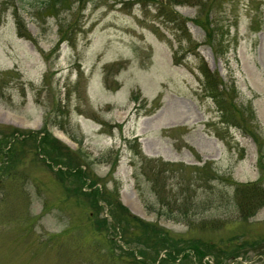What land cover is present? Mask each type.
Wrapping results in <instances>:
<instances>
[{
  "label": "rangeland",
  "instance_id": "374dc122",
  "mask_svg": "<svg viewBox=\"0 0 264 264\" xmlns=\"http://www.w3.org/2000/svg\"><path fill=\"white\" fill-rule=\"evenodd\" d=\"M34 8L0 0V264H264V205L243 215L233 196L264 172V0ZM203 65L244 128L222 122ZM158 197H186L187 217ZM117 203L213 250L126 246Z\"/></svg>",
  "mask_w": 264,
  "mask_h": 264
},
{
  "label": "trees",
  "instance_id": "16d2710c",
  "mask_svg": "<svg viewBox=\"0 0 264 264\" xmlns=\"http://www.w3.org/2000/svg\"><path fill=\"white\" fill-rule=\"evenodd\" d=\"M23 4L35 6L36 12L44 13V12H55L54 10L59 7L61 10H69L72 8V6H80L82 7L85 3V0H40V3L35 2H29L25 3V0H20ZM15 18L17 19V29L19 36L22 38H28V34L25 32L24 26H21V21L18 19V17L15 15ZM19 30H23V32H20ZM201 73L204 77V91L206 94L209 95L210 98L214 101L219 111L222 113L223 116V123H226L230 126L236 127V128H244L240 126V121L236 119L235 114L232 110V106L225 100L224 98V91L219 87L220 83L217 81L216 75L212 74L209 69L206 67V65L200 66ZM249 111L251 119L256 123V116L255 113L251 107V104H249V107H246ZM242 123V122H241ZM258 126V123L256 124ZM247 130V133H250L252 135H255L252 131ZM255 139V137H254ZM258 142V139H256ZM261 144L258 142V147H260L259 151V160H258V170L261 169L264 171V165L260 161V159L264 160V154L261 152ZM150 175L152 177H155L154 172H150ZM136 178L137 174H135ZM235 186V193H233V196L238 198V206L239 210L243 212V215H248L249 213L257 210L261 206L264 205V172L260 177L257 179V181L252 182L250 184H238L234 183ZM157 182L153 183L151 185L152 192L157 193L158 189ZM158 195V194H157ZM159 198V204L162 208L165 210V214L171 219L172 216H175L172 212L174 209L178 212H182L180 215L182 218H186V210H188L189 203L188 199L186 197L183 198H173L172 200L169 198V201L166 199H163L162 197ZM98 202V200H97ZM111 204V203H110ZM118 204V203H117ZM112 212L110 214L111 222L108 224L113 228H120L121 229V240L124 245L126 246H134L135 244H141L146 246V248L155 250L156 254H159L162 250H170L171 253L166 254V260L168 261L171 259L172 263L176 262L174 260L175 257H172L171 254L178 255L181 251H193L197 255H199L200 258H203L204 254H209L213 248L209 244H200V246L197 242H187V245H182L179 242L181 240L176 241L174 238H172L166 231L163 232L159 230L156 225L145 223L144 221L140 220L139 218L133 216L130 214L124 207H122L120 204L117 205L116 208L110 209ZM177 216V215H176ZM177 220V217L172 219ZM101 223V225H105L107 223V220H102L98 222V225ZM181 245V246H179ZM203 247V248H202ZM205 253H202L203 251ZM183 251V252H184ZM235 255L239 254L238 249H236L233 252ZM231 253L228 255V258H234V254ZM186 256H183L182 260H185ZM169 262V261H168Z\"/></svg>",
  "mask_w": 264,
  "mask_h": 264
},
{
  "label": "bare ground",
  "instance_id": "6f19581e",
  "mask_svg": "<svg viewBox=\"0 0 264 264\" xmlns=\"http://www.w3.org/2000/svg\"><path fill=\"white\" fill-rule=\"evenodd\" d=\"M59 139H61L63 142L67 143V144H71L68 139L66 137H64L62 134H59ZM129 207V206H128ZM131 209V208H130Z\"/></svg>",
  "mask_w": 264,
  "mask_h": 264
}]
</instances>
